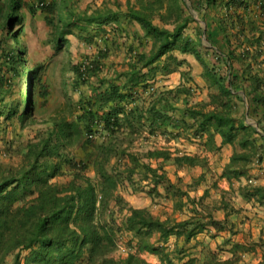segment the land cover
<instances>
[{
    "label": "trees",
    "instance_id": "1",
    "mask_svg": "<svg viewBox=\"0 0 264 264\" xmlns=\"http://www.w3.org/2000/svg\"><path fill=\"white\" fill-rule=\"evenodd\" d=\"M67 1L44 8L53 15L58 12L57 20H47L57 51L70 46V35L95 43V37L105 35L110 26L114 37L105 39L107 45L98 46L94 57L71 66L73 91L89 85L91 95L80 93L69 113L50 119L52 128L28 144L20 167L0 165V264H151L135 253L125 259L112 257L119 233H131L140 252L157 255L161 264H242L244 255L257 243L234 241L229 250L232 257L223 260L219 253L211 252L201 263L179 242L188 244L205 231L213 238L225 231L236 234L230 216L243 209L232 205L235 193L264 204V185L250 175L252 168L264 161V0H115V6L105 4L84 12H77ZM23 6L21 0H10L5 10L0 8V20L4 19L0 119L4 116L9 121L18 116L25 127L29 120H36L37 100L48 102L51 92L42 82V66L26 65L28 53L22 39L25 17L20 13ZM194 11L205 26L199 24ZM123 22L138 23L144 35H135L136 43L127 48L128 68L102 77L111 45L121 47L119 38L126 32ZM195 22L198 27L191 35L187 30ZM4 42L10 44V53L4 49ZM148 42L150 49L146 48ZM177 53L191 54L202 65V76L210 89L206 99L191 102L193 87L186 81L165 91L152 84L159 75L180 71L185 61ZM11 70H27L29 74L22 111V99H11ZM180 72L188 79L186 72ZM143 133L147 142L152 143L153 138L156 145L144 153L132 152ZM97 134L103 139H96ZM162 135L169 143L196 139L205 151L219 150L216 137L220 135L222 145L234 147L221 177L238 180L241 185L222 189L220 205L207 202L212 198L210 188L193 197L191 192L208 182L210 158L159 146ZM73 147L87 150V159L77 155ZM153 161L161 164L156 168ZM168 161L178 170H204L184 189L183 178L173 181L164 169ZM91 170L94 177L89 175ZM137 171L141 173L139 181L143 178L152 184L153 195L172 200L175 211L188 208L190 215L162 219L147 208L130 206L121 225L112 217L103 221L105 212L112 210V201L124 207V197L116 193L122 182L126 180L137 189ZM66 175L69 181H54ZM212 185L219 189L217 181ZM219 210L226 211L225 220L216 218ZM173 237L177 243L172 248L169 242Z\"/></svg>",
    "mask_w": 264,
    "mask_h": 264
},
{
    "label": "rangeland",
    "instance_id": "2",
    "mask_svg": "<svg viewBox=\"0 0 264 264\" xmlns=\"http://www.w3.org/2000/svg\"><path fill=\"white\" fill-rule=\"evenodd\" d=\"M21 1L24 3V6L21 9L20 13L25 17V33L22 35V39L28 53V63L26 65L30 68L42 66V68L39 69V73L41 75L42 82L49 85L51 96L46 103H44L45 101L41 98L40 100H37V98L34 97V101L37 100L34 112V117L36 120H29L28 124L25 127L22 126V123L19 120L18 116L9 121H6L4 116L1 117L0 165L13 168H17L22 165L23 155L26 152L28 144L35 138H37L39 134H45L48 129L52 128L50 119L62 116L64 113H69L72 110V103L77 102L80 98V93L91 95L92 91L91 86L89 85H84L80 87L79 90L73 91V88L71 87V83L73 81L71 66L73 64H79L83 62L86 58L94 57L99 49L98 46H100L101 48L105 47V45H107L105 41L110 40L114 37V31L111 30L110 26L106 27L107 32L105 35H99L95 37V43H87L80 39L77 35H70L68 36L71 40L70 46L67 48L64 47L60 51H57L55 45L53 44L55 35L52 32L51 25L47 20L50 17H55V20H57L58 12L53 15L51 12L45 10L44 8L51 3H55L56 1L61 4L63 0ZM114 1L115 0H68L66 3L68 6L74 8L77 12H84L87 9L94 10L95 8L102 7L105 4H111L112 6H115V4H113ZM121 1L123 3H126L127 0ZM9 2L10 0H2L0 2V8L5 10ZM3 20H0V38L4 37L2 31ZM122 25L126 32H124L122 39L119 38L121 47L114 48V46L111 45L110 56L107 60H105L107 62V67H105L102 77H112V74H114L115 72L117 74V72L126 70L128 68L126 63L129 60L127 56V48L129 47L130 43L134 42L133 40L135 39V35H139L141 37L144 35L142 27L136 22H123ZM195 27L196 29L198 27L196 22L190 26L187 32L191 35H195ZM19 28L20 27H17L16 29ZM4 43V49H7L10 53V44H8V42ZM146 45H148L146 48L150 49L151 43L148 42ZM177 54L181 60L185 61L181 66L180 71L186 72L188 75V79L186 77H183L180 71H176L166 76L159 75V77L157 78L158 80L154 82L152 80L151 83L153 82L152 84H155L160 91H165L167 89L178 87L181 83L186 81L185 83H188V85L193 87L194 96L192 97V99H190L191 102L206 99L210 93V89L208 88V82L206 81L204 76H202V65L195 58V56L191 54ZM9 78L12 80L10 82L13 91L11 99L14 101L22 99V111L23 108H25L24 97L29 86V74L27 70H22L21 73L11 70ZM66 80L68 82L67 87L65 86ZM97 80V78L91 79V81L94 83H96ZM47 99L48 97L45 98V100ZM183 99H181L182 101L180 100V103L183 102ZM145 135L149 136L148 131H146ZM145 135L143 133L142 136H138V139H136L134 145L132 146V152L144 153L151 146L156 145L152 144L154 141H156L153 140V138L151 139L152 143L147 142L144 138ZM94 137H96V139H103V135L100 136V134H97ZM163 137V135L159 137V146H169L173 152H175L176 149H180L181 151L189 154L205 155V153H207L205 150H203L201 142L196 139H194V141H190L189 139L181 138L176 141H170L169 143L165 139V137ZM75 149L76 148L73 147V151ZM75 152L80 157L83 156L86 158L87 150L77 148ZM118 161L119 160H115L114 162ZM144 161L147 162L148 160L145 159ZM160 164V161L152 162V166L156 168L159 167ZM164 167L173 181H178L179 177L183 178L184 184L182 186L184 187V189H187L186 184L189 183L195 175L198 176L203 171V168L201 167H197L192 170H178L172 161H168L167 163H165ZM89 173L90 176L94 177V171L91 170ZM215 173L216 172L213 169H207L206 174L208 177V182L211 185L216 179V176H214ZM69 179L70 177L66 175L59 177L58 179H54V181H61V183H64L69 181ZM134 179L136 180L135 183L137 189H135V187H133L130 182L125 180L120 184V187L116 192L118 195L124 197V207H121V205H117L116 201H112V210L107 211V213L105 212L104 218L102 215V218L104 219L103 221H108L112 217L113 219H115L118 225H121L124 218L130 213V206L135 208H147L159 214L161 213L160 209L167 208L168 202L164 196H155L151 193L153 186L152 184H150V182L144 180L143 178L142 182L139 181L141 179L140 171H137V173H135ZM164 190V187H161L160 191L162 193H164ZM200 192L201 190L199 189L197 191L191 192V195L193 197H199ZM156 205L161 206L160 208H158ZM189 215L190 210L187 208L184 212L175 211L173 217L177 219H183L187 218ZM118 235L119 237L117 247L111 254L112 257H115L116 259H125L131 253H135L141 255L151 264H161V260L157 255L151 254L149 252H140L137 244L138 240L135 239L131 233H119ZM209 237L210 238L206 239L202 235L188 244H186L184 240H181L179 244L181 246L185 245L187 250H189L188 255L191 254L194 257L200 258L201 263L207 256L210 255L211 252L219 253L220 257L223 260L229 259L231 256L229 246L232 245L233 241L231 239H227L226 242H222L221 240L224 237H221V243H219L218 238L214 239L210 235ZM176 243L177 240L175 237H173L170 240L169 245L173 248ZM220 245H222V247ZM12 259V256L8 258L9 261H12ZM241 263L247 264L249 262L248 259H244V261H242Z\"/></svg>",
    "mask_w": 264,
    "mask_h": 264
},
{
    "label": "crops",
    "instance_id": "3",
    "mask_svg": "<svg viewBox=\"0 0 264 264\" xmlns=\"http://www.w3.org/2000/svg\"><path fill=\"white\" fill-rule=\"evenodd\" d=\"M194 12L197 16V19L200 22L199 24L205 26V21H202V18L198 16V13L196 11ZM248 120L252 124H256L255 120L251 118H248ZM216 144L217 147H219V150L206 151L207 153H205V155H207L210 158L211 169H213L216 172L214 176H216L215 181H217L219 189L213 188V185L207 182L200 188L201 192L199 197L203 195L206 189L210 188L212 193L211 195L212 198H208L207 202L214 204V201H217V204L220 205L221 204L220 201L222 199L221 190L222 189L231 190L232 186H235L237 188L238 186L241 185V182L238 180H234L233 182H231L226 178L221 177L226 164L229 163L230 158L234 152V147L231 145H222V137L220 135H217L216 137ZM250 175L255 182H257L260 185H264V161L260 165H255L252 168ZM235 194L236 195L234 200L232 201V205H234L235 208L237 209H243L240 213L232 214L230 216V226L234 227L235 229L234 231H236V234L232 235L231 232L229 231L222 232L217 236L219 243H221V241L226 242L227 239H231L233 242L239 241L250 245L253 243H257V245L253 244L255 245L254 250L244 255L243 261L244 259H248L249 263L247 264H261V263L264 264V204L260 205L255 200L249 201L248 199L242 197L239 193H235ZM166 200L168 202L167 203L168 206L165 209H160L161 211L160 214L152 211L156 216H160L162 219H167L169 216H174V212H175L173 201L168 199ZM161 205H156V206L160 208ZM215 216L219 220H225L226 211L219 210L215 213ZM202 235L206 239H208L210 238L209 235L211 236V233L205 231L204 233L200 234L198 238ZM221 237L224 238L220 241ZM258 243L260 245H258ZM230 247L231 246H229V248ZM230 254H231L230 257H232L231 252Z\"/></svg>",
    "mask_w": 264,
    "mask_h": 264
},
{
    "label": "built area",
    "instance_id": "4",
    "mask_svg": "<svg viewBox=\"0 0 264 264\" xmlns=\"http://www.w3.org/2000/svg\"><path fill=\"white\" fill-rule=\"evenodd\" d=\"M0 1H2V0H0Z\"/></svg>",
    "mask_w": 264,
    "mask_h": 264
},
{
    "label": "clouds",
    "instance_id": "5",
    "mask_svg": "<svg viewBox=\"0 0 264 264\" xmlns=\"http://www.w3.org/2000/svg\"><path fill=\"white\" fill-rule=\"evenodd\" d=\"M1 2V1H0Z\"/></svg>",
    "mask_w": 264,
    "mask_h": 264
}]
</instances>
